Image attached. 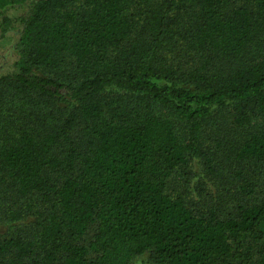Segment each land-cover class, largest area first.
Returning a JSON list of instances; mask_svg holds the SVG:
<instances>
[{
    "label": "trees",
    "instance_id": "16d2710c",
    "mask_svg": "<svg viewBox=\"0 0 264 264\" xmlns=\"http://www.w3.org/2000/svg\"><path fill=\"white\" fill-rule=\"evenodd\" d=\"M22 22L0 264H264V0H34Z\"/></svg>",
    "mask_w": 264,
    "mask_h": 264
},
{
    "label": "rangeland",
    "instance_id": "374dc122",
    "mask_svg": "<svg viewBox=\"0 0 264 264\" xmlns=\"http://www.w3.org/2000/svg\"><path fill=\"white\" fill-rule=\"evenodd\" d=\"M34 0H29L21 5H15L9 7L7 10H5L4 13L0 16V76L12 74L15 72V63L19 58V49H18V35L22 29V21L25 18L29 5ZM155 112L158 113H164V111H159L160 106L153 107ZM223 131H217V134L219 132H222L224 135L225 142H219L218 140L214 139V137H211L209 135H205V141H206V149L210 150L211 152H214L212 155L218 156L219 163H217L216 166V179L217 184L224 181L223 176L226 174V165H224L222 162H220L221 159H224L225 153L228 152V150L232 147V138L233 133L230 130ZM208 170L207 167L204 164V161L195 160L192 163V172L195 174H203L204 171ZM198 176H195L193 178V182H195ZM180 177H177L175 180L172 181L170 186V193L172 194L175 192L179 186ZM216 185H212V187H215ZM186 195V194H185ZM222 196L215 195L214 200L218 199L219 202H216L215 204L222 205L221 201ZM188 202H191L190 198L188 197ZM215 204H213L215 206ZM194 205V204H193ZM196 206V205H195ZM146 262V256L137 258L135 260V264H144ZM148 264V263H146Z\"/></svg>",
    "mask_w": 264,
    "mask_h": 264
}]
</instances>
